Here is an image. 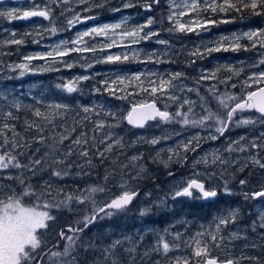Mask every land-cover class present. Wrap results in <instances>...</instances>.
<instances>
[{"label": "snow or ice", "instance_id": "obj_1", "mask_svg": "<svg viewBox=\"0 0 264 264\" xmlns=\"http://www.w3.org/2000/svg\"><path fill=\"white\" fill-rule=\"evenodd\" d=\"M107 2L108 0H45L42 6L33 0L29 10L0 11V19L14 21L41 17L49 21L48 26H43L44 30L55 35L60 30L58 25H62L64 21L67 30H70L76 24L96 19L92 15H82L73 4L77 7L84 5L82 11L91 12L94 7H104ZM165 3L166 13L159 18L149 16L145 23L121 32V38H131L132 44L156 37L155 43L164 46L162 53L152 51L143 58L138 53L134 54L132 59L135 62H180L169 54L171 42L159 38L161 31L199 35L201 30L208 31L218 23L232 22L227 18L229 11L241 13V18H244L245 10L249 16H264V0H165ZM160 4L161 0H124L120 7L112 10L120 11L121 7L139 5L145 11L152 12L154 6ZM205 13H221L224 16L217 20L212 19L211 15H204ZM186 16L189 17L188 20L183 19ZM61 17L64 18L63 21L59 19ZM165 22L169 25L166 29H151L153 24L163 25ZM121 28L120 23L93 27L77 33L70 41H61L46 54L28 55L24 60H50L71 68V63L56 61V58L72 53H94L97 48L89 45L85 37L107 36ZM242 40L249 43L243 44ZM33 42L40 43L35 39ZM24 43V38L17 37L12 31L8 38L0 40V48ZM115 43L113 40L112 44ZM69 44L72 46L67 47ZM112 44L107 46L111 47ZM241 50L256 51L258 55V59L248 67L264 66V29H251L234 35L227 44L217 42L214 46L196 47L187 52V56L192 59L183 62L191 67L197 63V59H203L210 53ZM129 59L127 54L108 55L96 63L127 62ZM92 66L91 63L87 65ZM17 68L21 69L20 76H23V70H27L29 64H16L13 70ZM242 73H245L243 66H226L223 69H200L199 74L194 77H189L183 70L165 72L163 75L159 72H141L131 77H117L115 80L106 78L97 82L92 87L94 94L107 93L116 99H124L125 96L118 93L135 87L152 98L134 104L122 117L111 111L105 113L103 105L76 104L73 107L71 103H45L37 100L36 104L41 107H22L10 93L0 95V100L5 102L0 105V178L13 180L20 185L18 192L0 185V197H4L0 199V264H81L82 260L84 264H123L122 258L125 256L130 259L131 264H136L137 255L140 254L137 253L138 245L135 243L132 247H125L122 240L116 239L110 245L101 246L99 240L85 239L83 233L98 220L111 218L128 208L139 195L138 184L145 178L143 174L147 172L149 161L162 163L165 168L170 164L183 166L188 162V154L198 150L202 139L216 141L232 127L251 125L254 131L257 128L260 130L252 136L243 134L236 139H229L222 150L211 153V160L207 154L200 159L193 157L192 176L177 182L171 190L170 198L207 201L215 200L220 195H240L245 202L264 200V183L249 188L247 178L236 179L237 172H243L246 167L264 169V70L245 75ZM89 79L88 75L79 76L63 84L58 83L55 87L73 94L79 91L78 84ZM206 81L209 83L205 84ZM237 85L243 89L240 94L230 91L237 88ZM201 89H204L203 93ZM132 94V91L128 92V95ZM158 104H162V107ZM22 110L31 114L23 118V132L18 130L15 123L21 119L17 113ZM69 113H74L76 117L71 126L65 123ZM243 113L254 114L244 116ZM105 114L108 117L106 120L93 118ZM121 120H126L128 125L138 129L145 128L148 122H156L157 127L179 124L182 128L204 130L206 135L201 136L200 131L193 132L191 137L178 141L175 147L167 148V158L163 159L161 153L165 149H157L155 146L172 139L171 136L138 135L135 140L126 143L124 137L114 131L120 127ZM33 143L41 145L44 151L41 148L33 149ZM137 145L151 146L148 160H145L143 152L128 155L126 149ZM240 154H243V162ZM121 156L124 157L123 160L120 159ZM95 160L108 162L100 180L74 187L55 183L71 177H91L96 167ZM200 165L207 171H195V167ZM8 169L19 171L4 175ZM45 174L47 178H44ZM37 175L42 177L38 184H32L26 179ZM168 175L174 176L175 173L169 171ZM229 176L232 180L228 179ZM233 182L239 188L231 187ZM112 187H118L120 191L113 194ZM25 198L28 202H25ZM160 203L163 204L164 201ZM63 211L73 213L75 219L57 227V216L54 213ZM149 211L150 209L145 208L140 215L145 216ZM240 216L241 209H231L227 214L217 217L214 228L198 231L195 236L187 239L179 231L170 233L165 229L163 235L157 236L150 251L145 249L141 259L148 257L151 252L158 257L151 264H264V231L258 232V229L264 230V208L256 214L249 226L259 236L260 244L242 235L240 231L232 230L231 226L239 222ZM49 235L52 237L51 241L46 238ZM169 235L172 236L171 240L167 239ZM240 239L246 243L240 246V253L236 255L232 251L233 241ZM138 240H142V237H138ZM181 246L191 248V255H169L170 252L178 251ZM256 248L260 249L259 254L248 251ZM88 255H92L91 261L88 260Z\"/></svg>", "mask_w": 264, "mask_h": 264}, {"label": "rangeland", "instance_id": "obj_2", "mask_svg": "<svg viewBox=\"0 0 264 264\" xmlns=\"http://www.w3.org/2000/svg\"><path fill=\"white\" fill-rule=\"evenodd\" d=\"M124 0H108V2L105 4L104 7L96 8L94 7L91 12H83L82 9L85 7L84 5H80L77 7L75 4H73V7L76 8L78 12H81L82 15H92L96 17V21L93 27H103L104 25H112L116 23H120L122 25L121 29H117L114 33H109L107 36H95L92 37H85V40L89 45L95 46L97 48V51L94 53H72L69 56L66 57H57L56 61H65L67 63H71L72 67L68 68L65 67L63 64L59 62H53V61H46V60H32V61H26L24 60L25 56L28 55H35V54H46L48 51H51L55 46L60 43L63 40H71L76 37L77 33H82L85 30H90L93 27H86L82 29H78L77 26L80 25L76 24L75 27H72L70 30H64V27L61 25H58L60 27V30L57 34L53 35L50 32H47L44 30L43 26H48L49 23H32V24H26L21 25L18 27L19 29L15 28V26L18 24V20L9 21L7 18L0 19V40H3L5 38L9 37L10 32L14 31L17 34V37H21V33L25 38H30L31 35H25V33H33L34 31L36 33L40 34L41 40L40 43H36V47L34 49L32 48H24L19 45H12L11 47L5 46L4 48H0V95H8L9 93L15 97L20 103L22 102V97L26 95L27 93H22V89L20 86H13L9 83H7V78H15L16 81L14 83L21 84L23 80L26 79V77H31L29 80V83L37 82L39 83L41 80V77L45 74H52V79H58V81H51V86L55 87L56 84L60 83L63 84L67 81L74 80L79 76L88 75L90 77L89 80H87V83L89 82L92 87L99 81H102L106 78H110L115 80L117 77H131L134 74L137 73H149V72H159L161 75H163L165 72H173V71H181L183 70L189 77H194L199 74L200 69H207V70H213L217 68L223 69L226 66H233L236 68L244 67L245 73H242V75H245L249 72H259L261 70H264V66H261L260 68H252L248 67L250 66L254 61L258 59V55H254L253 51H220V52H213L205 56L203 59H197V63L191 67H188L184 64L183 61L186 59H192V57L187 56V52L194 50L196 47H202L204 45L214 46L217 42H223L227 44L231 37L234 35H238L244 31H248L251 29H263V28H255L253 26H256V24L253 23H242V20L239 19H232V23H218L216 25H213L210 27L208 31H200V34L197 35L196 33H188V34H182V33H168L167 31H161L160 37L161 39H166L171 42L172 48L169 49V54L173 56V59L179 60V63H161V64H142L138 62H133L131 60V57L129 56V51L133 52V55L138 53L139 57L143 58L146 54H150L152 51H156L157 53L164 52V46L159 45L155 43L156 37H153L152 40L143 41L141 40L139 43L132 44L131 38H121V32L124 29H132L135 28L138 25H141L146 22V18L149 16L156 17V14H159L160 11L163 13H166L167 10V4L165 3V0H161V4L154 6L152 12H147L144 10L143 7L137 5L135 6V9L133 7L130 8H120V11H113V8L120 7ZM135 2V0H133ZM31 5V4H30ZM29 5V6H30ZM28 8L25 7L24 10ZM11 9H17L16 7H0V11H7ZM18 11H22L21 9H17ZM23 10V11H24ZM231 12V11H229ZM69 18L71 14L69 13ZM195 15V14H193ZM204 15H211L212 18L214 17V14L211 13H205ZM102 16V17H101ZM106 17V18H105ZM105 18V19H104ZM158 18V17H157ZM61 21L64 20L63 17L59 18ZM103 19V20H102ZM184 20H188L189 17H184ZM217 19L218 18H214ZM66 25V21H64ZM63 23V24H64ZM99 23V24H98ZM101 23V24H100ZM239 24H243L240 27ZM262 23H258V26H261ZM167 25H161L159 23L153 24L151 26L152 30H158L161 28L166 29ZM149 29H145V31H148ZM69 32V33H68ZM20 33V34H19ZM229 39H224V38ZM115 40L118 44H112V41ZM154 40V41H153ZM241 43L247 44L249 43L247 40H242ZM112 44L111 47H108L107 45ZM132 45L130 48L129 46ZM72 45H67V47H71ZM3 53H10L9 55H4ZM20 53L21 55L17 54ZM122 53V56L124 54H127L130 59L129 63L126 67V62H119L115 65L114 68H111L112 63H96L97 60L107 57L108 55H120ZM181 53H184L181 55ZM13 54V55H12ZM247 56L250 57V60H246ZM12 59L14 62H4L5 59ZM74 61V62H73ZM20 63H27L29 64V68L27 70H23L25 74L23 76H20L21 69H15L13 70L14 66L16 64ZM93 64L92 67H87L88 64ZM121 65H124L123 67ZM129 65H133V68ZM48 68H51L52 70H46ZM73 71H69L70 69H74ZM119 68V69H115ZM59 69V70H56ZM98 76L99 81L96 80ZM40 77V78H39ZM188 83L190 84L191 81L189 80ZM205 84L209 82H204ZM84 87L83 84H78L79 87ZM117 87H121L120 85H116ZM26 88L23 87V89ZM239 88V91H243V89L240 88L239 85H237V88L230 89L232 92H236ZM221 89L223 90V85H221ZM132 91V95H128V92ZM204 89H201V92L203 93ZM138 93V94H137ZM121 95H124V99H116L109 95L112 100H108L107 98L101 100L98 103H94L91 106L94 105H103L105 112L108 111L117 113L118 116H124L126 113L133 107L134 104H138L142 101L147 100L146 97H149L148 94L139 92L138 89L135 87L131 89H127L123 93H118ZM185 95H192L189 93H185ZM193 99L195 97L193 96ZM5 102L3 100H0V105H3ZM158 106L162 107V104H158ZM30 107V106H29ZM254 113H243L244 116L253 115ZM99 120L97 117L95 118ZM260 129L257 128L255 131L253 130V127L251 125L248 126H241V127H232L230 128V135H227L222 141V143H219V149L222 150L224 145L228 142L229 139H236L237 137L248 134L249 136L255 135L256 132H258ZM107 131V129L105 130ZM114 131L119 134L120 136H123L125 139V142L133 141L137 138L138 135L146 136V137H152V136H171L172 139H169L167 141H162L160 144L156 145L155 147L157 149L163 148L167 149L169 147H175L178 141H182L186 138L191 137L192 133L195 131H200L201 136H205L206 132L204 130H197L192 128H182L179 124H170V125H161L159 127L156 126V123L150 125L146 130L143 132H132L127 127L125 120H121L120 127L114 129ZM176 133H180V135H176ZM205 140H208L206 144H203ZM214 142L210 139H202L200 141V145L198 150H202L205 154H210L213 150L216 149L214 147ZM39 145V144H38ZM164 146V147H163ZM147 145H137L135 148H129L126 149L128 155H131L137 151L145 153ZM41 151H44V148L40 145ZM152 151V150H151ZM162 154V153H161ZM189 155V154H188ZM121 160L124 159L123 156L120 157ZM241 162H243V154H240ZM94 163L96 164L94 174L91 177H83L81 180L82 185H86L87 183L90 184L93 180H98L104 175L105 168L108 166L107 161H99L95 160ZM99 166L101 168H99ZM10 169L5 170L4 175H7ZM19 170H15L13 174L17 173ZM149 171V167L147 166V172ZM231 171V169L229 170ZM146 172V173H147ZM151 179H154L156 177L155 173L150 172ZM30 178V177H28ZM42 178V177H41ZM239 178H247L249 181L248 187L251 188L254 185H258L260 183H264V169H260L258 167H246L243 172H237L236 179ZM229 180H232V177H228ZM41 180V179H40ZM64 181V180H62ZM62 181H55V183H61ZM176 183V182H175ZM142 184V183H140ZM172 183H168L166 185H159L157 188H153L151 185H148L151 189H159L162 187H165V189H168L169 192L165 191L161 193V197L165 200L170 197V192L174 185H170ZM237 185V188H239V185L235 182H233L230 186L234 187ZM235 189V188H234ZM112 193H116L120 191L118 187H113L111 190ZM147 198L152 196V194L147 193L145 195ZM240 202H237L238 206H241V204H244L247 208V214L244 216V218L239 219V222L232 227V230L234 231H240L242 235L248 236L251 240H253L255 243L260 244L261 241L259 239V236L257 233H253L251 231V228L249 227L253 219L256 218V214L259 212L257 211V204L254 203V201L251 202H245L242 198V196L237 195ZM231 200L232 202H236V197L233 196L231 198H228L227 200ZM152 200V199H150ZM225 200V201H227ZM196 201V200H195ZM145 203V202H144ZM140 208L143 207V204L139 206ZM138 212V210L136 211ZM251 215L252 217H249ZM139 217V216H138ZM66 220H64V225L66 223L73 222L75 219V215L73 213H70L67 215ZM105 219L100 220V222ZM56 226L59 225L58 219L56 220ZM178 225H183L181 230H177ZM190 227V223L187 221L182 222H175L170 225H168L167 230L170 233H175L177 231H181L180 233L184 236L185 239L188 237L195 236V234L198 231H203L204 226L203 225H196L194 226V229H192V235L186 234V228ZM264 231L261 229H258V232ZM163 235L161 233H155L153 242H156L157 236ZM51 235L47 236L46 238L50 237ZM120 240H122L119 237ZM126 239V238H125ZM167 239L171 240L172 236H167ZM246 241L243 239L233 241V247L232 251L234 254L239 255L240 253V246L245 244ZM107 246V245H106ZM255 249H248L249 252L253 254ZM256 250L260 251L259 248H256ZM150 251V249H149ZM151 253V252H150ZM192 249L188 248L187 246H181L178 251L170 252L169 255H176V256H185V255H191ZM143 254V253H142ZM139 257L141 258V255ZM215 254V253H214ZM151 257H157L156 254L151 253ZM146 258V257H145ZM158 258V257H157ZM195 258H193L194 260ZM123 264H126L125 257L122 258Z\"/></svg>", "mask_w": 264, "mask_h": 264}, {"label": "trees", "instance_id": "obj_3", "mask_svg": "<svg viewBox=\"0 0 264 264\" xmlns=\"http://www.w3.org/2000/svg\"><path fill=\"white\" fill-rule=\"evenodd\" d=\"M133 9L137 10L135 7H133ZM161 14H164V13L160 11L159 14H156V17L159 18ZM223 16L224 14L217 13V14H214V17L212 19L214 18L220 19ZM243 17L244 18H241V13H237L234 11L228 12L227 14V18L231 20L239 19V20H242V23L256 24V26L254 27H259L258 23H264V16H261V17L249 16L247 10L244 11ZM26 24L27 23H18L15 26V28L19 29L18 27H20L21 25H26ZM164 25L169 26L167 22H165ZM241 25L243 24H239L238 26L240 27ZM20 36L24 38L25 43L23 45H19L17 48L22 46L23 47L22 49L28 48V47L34 49L36 47L35 45L36 43H34L33 40L34 39L39 40V41L41 40L40 34L36 33L35 31L31 34L30 38H25L22 33ZM131 46L132 45H130L129 48ZM17 54L21 55L20 53H17ZM253 54L257 55L256 51H253ZM120 55L122 56V53ZM129 56L131 57V60L135 62L132 59L133 57L132 51H129ZM246 60H250V57L247 56L245 61ZM4 62L7 63V62H14V61L9 58V59H5ZM117 63H112L111 68H114ZM128 63L129 61L126 62V67ZM121 66L123 67L124 65H121ZM129 66L133 68V65H129ZM115 69H119V68H115ZM73 70H75V68L70 69L69 71H73ZM52 74L54 73L50 72L49 74H45L44 76H42L40 79L41 81L39 83L33 82V78H32V82L29 83V80L31 79V77H26V79L23 80L21 84L14 83V81H16L15 80L16 77L14 79L7 78V81H8L7 83L13 86H20V88L23 90L22 93H27L26 95L21 96L23 99L21 102L22 107L23 105H28L30 107L32 106L41 107V105L36 104L37 100L44 101L45 103H56V102L71 103L73 107H75L76 104L91 106L94 103L100 102L101 100H103V98L112 100V98H110L109 94L107 93L102 94V95L94 94L91 90V86L89 82L87 83V81H84L81 83L84 85V87L80 86L78 88L79 91L77 93L67 94L64 91H61L60 89H57L56 87L51 86L50 84L51 81H56V82L58 81V79H52ZM96 80L99 81L98 76ZM25 86L26 88L23 89V87ZM235 93L240 94L241 91L237 89ZM146 99L150 100L152 98L146 97ZM17 115H19L21 119L15 123H17L18 130L23 132V126H24L23 118L26 116H30L31 114L27 110H22L21 112L17 113ZM93 118L95 119L96 117H93ZM97 118L99 120L108 119L106 114L104 116H99ZM74 119H76L75 114L69 113L65 123L71 126L73 124ZM89 127H91V125H89ZM77 131H79V128H77ZM32 148L33 149L40 148V145L33 143ZM151 150H152L151 146L147 145L146 151L144 153L145 160H148V154L149 152H151ZM167 155L168 153L165 150L161 154V157L163 159H166ZM173 165L174 164H170L168 168H165L162 163H159V162L152 163L151 161H149L147 163V166L149 167V171L143 174L145 178L140 180L138 184L137 190L140 192L139 199L126 210L117 212L111 218H105V220H103L105 221L104 223L98 220L95 224L91 225V227H89L86 230V232L83 233L85 239H88V238L96 239V240H99L101 246H106V245H110L114 240L119 239L120 237L122 241L124 242L125 247H132L133 244L135 243L136 245H138L137 253L142 254L144 253L145 249H150L151 246L155 244V242H153L154 234L155 233L164 234V230L167 229L168 225L172 223L182 222V221L189 222L190 227L186 228V234H189L190 236L192 235L191 230L194 229V226L196 225H203L204 226L203 231L209 230L210 228H214V223L218 217L217 205L216 206L207 205V204L205 205L197 200L193 202L182 201V199L172 200L170 197L165 200L164 198L161 197V193H163L164 190L169 192L168 189H165V187H162V189L161 188L151 189L150 187H148V185L151 184L158 177V175L166 173L167 171H169L171 167H173ZM99 168L101 167L99 166ZM14 171L15 169H10L9 172L13 173ZM150 172L155 173L157 177H155L154 179H151ZM44 178H47L46 174ZM26 179H29L32 184H38L40 182V179L42 178L40 175H37L35 177H30V178L26 177ZM81 180L82 178L71 177L57 184H60V185L66 184V185L74 187L76 185H82ZM0 185L10 187L16 192H18L20 189V185L10 179L0 178ZM151 186L153 188L159 187V185H151ZM147 193L152 194V196L147 198L145 196ZM3 198L4 197H0V199H3ZM162 200L164 201L163 204L160 203V201ZM25 202H28L27 198H25ZM254 203L257 204V211H260L262 208H264V200L254 201ZM141 204H143V207L140 208L139 206ZM145 208L150 209V211L147 215L141 216L140 212ZM231 209H241V216H240L241 218H244V216L248 215L246 213L247 211L246 206L245 205L238 206L237 203L234 205L230 203L229 206L225 208L224 215L227 214V212ZM137 210L138 212H136ZM54 214L57 216V219L59 222V225L57 227H59V226L64 225V220H66L65 217L69 215L70 213L67 211H63V212L54 213ZM249 217H252V216L249 215ZM182 227L183 225H178L176 228L177 230H181ZM51 231L52 230L50 228L49 232ZM138 237H142V240H138ZM125 238H130V239H125ZM47 239L51 241L52 237L50 236ZM253 254H259V253L256 250H254ZM87 258L89 261H91L93 257L92 255H88ZM155 259H157V257L152 258L151 255H149L146 258L144 257L143 259H141L139 255H137L136 264H151V262ZM125 261H126V264H131V261L127 256H125ZM81 264H84L83 260L81 261Z\"/></svg>", "mask_w": 264, "mask_h": 264}, {"label": "flooded vegetation", "instance_id": "obj_4", "mask_svg": "<svg viewBox=\"0 0 264 264\" xmlns=\"http://www.w3.org/2000/svg\"><path fill=\"white\" fill-rule=\"evenodd\" d=\"M35 2L37 4H41L43 6V3L45 2V0H35ZM32 3H33V0H26V1L21 2L19 4H14V3H11V2H6V3H3V4H0V7H16L17 9H21L23 11L25 7H28L25 10L31 9ZM95 21H96V19H94L93 22L91 20H88L85 23H80V25H78L77 28L78 29H82V28H86V27H93L92 25L96 24ZM36 22H39V23H49V21H45L42 18H38V19H35V20H33V21H31V22H29L27 24H32V23H36ZM16 23H23V22H21V20H18V22H16ZM61 26L64 27V30L65 29L67 30V25H65V23L62 24ZM94 26H96V25H94ZM255 28H263L264 29V23H262L261 26L255 27ZM116 44H118V43H116ZM153 123H156V122H153ZM146 129H147V127L145 129H143V130L129 128V130L132 131V132H137V131L143 132ZM230 134L231 133H230V130H229L228 132L225 133V135L223 137H220V139H218L216 141H213L215 143L214 144V147H216V149L213 150L211 153L216 152L217 150H220L219 149V143H222V141H224L225 137L227 135H230ZM207 142H208V140H205L203 142V144H206ZM200 147H201V145H200ZM211 153L210 154H207L209 160H211ZM205 155L206 154L202 150H197L194 153H189V155H188L189 156V159H188V162L185 165L181 166V165L174 164L173 167H171L169 169V171L175 173L174 176H169L168 175V172L169 171H167L166 173H163L161 175H158V177L156 176L157 178L151 184H149V185H166L167 182L168 183H172L170 185H175L181 179L186 180L188 177H191L192 176V173H193V157L195 159H200V157L205 156ZM195 171H197V172H203V171H207V169H205L203 165H200V166L195 167ZM217 171H219V169H217ZM217 182H220V181L217 180ZM233 188H237V185L234 186ZM233 196L236 197V202H232L230 199L227 200L228 198H231ZM179 199H182V201H187V202H193V201L196 200V199H190V198H179ZM179 199H177V200H179ZM225 200H227V201H225ZM197 201H199V202H201V203H203L205 205L206 204L207 205H215V206L217 205V215L218 216L224 215V210H225V208H227L229 206L230 203L232 205H234L237 202H240V200H239V198H238L237 195H232V196L220 195L213 202L204 201V200H197ZM241 205L244 206V204H241ZM256 251L259 253L258 250H256Z\"/></svg>", "mask_w": 264, "mask_h": 264}, {"label": "water", "instance_id": "obj_5", "mask_svg": "<svg viewBox=\"0 0 264 264\" xmlns=\"http://www.w3.org/2000/svg\"><path fill=\"white\" fill-rule=\"evenodd\" d=\"M24 1H26V0H0V4H3V3H6V2H11V3H14V4H19V3H21V2H24ZM34 18H38V17H32V18H30V19H28L27 21H31L32 19H34ZM92 22L94 21V19L93 20H91ZM150 123H152V122H148V124H150ZM126 124H127V122H126ZM128 125V124H127ZM147 125V124H146ZM130 128H134L133 126H131V125H128ZM134 129H138V128H134ZM139 130H141V129H139ZM138 198V196L132 201V203L136 200ZM210 201H213V200H210ZM131 203V204H132ZM130 204V205H131ZM129 205V206H130ZM91 227V226H90Z\"/></svg>", "mask_w": 264, "mask_h": 264}, {"label": "bare ground", "instance_id": "obj_6", "mask_svg": "<svg viewBox=\"0 0 264 264\" xmlns=\"http://www.w3.org/2000/svg\"><path fill=\"white\" fill-rule=\"evenodd\" d=\"M21 22H23V23H29V21H27V20H21ZM154 41V40H153ZM131 110V109H130ZM125 123H126V120H125ZM127 125V124H126ZM128 127V126H127ZM164 147V146H163ZM139 192V191H138ZM139 197H140V192H139V195H138V198L130 205V206H132L138 199H139ZM130 206H128V208L130 207Z\"/></svg>", "mask_w": 264, "mask_h": 264}]
</instances>
